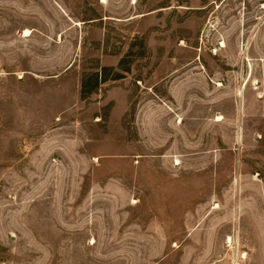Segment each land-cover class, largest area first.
<instances>
[{"label": "rangeland", "instance_id": "374dc122", "mask_svg": "<svg viewBox=\"0 0 264 264\" xmlns=\"http://www.w3.org/2000/svg\"><path fill=\"white\" fill-rule=\"evenodd\" d=\"M0 264H264V0H0Z\"/></svg>", "mask_w": 264, "mask_h": 264}, {"label": "bare ground", "instance_id": "6f19581e", "mask_svg": "<svg viewBox=\"0 0 264 264\" xmlns=\"http://www.w3.org/2000/svg\"><path fill=\"white\" fill-rule=\"evenodd\" d=\"M26 33H29V31H26Z\"/></svg>", "mask_w": 264, "mask_h": 264}]
</instances>
